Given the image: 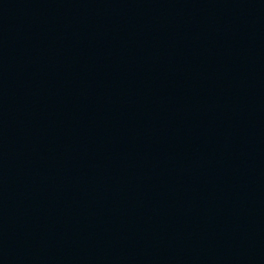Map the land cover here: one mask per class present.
Returning a JSON list of instances; mask_svg holds the SVG:
<instances>
[{
  "label": "water",
  "instance_id": "obj_1",
  "mask_svg": "<svg viewBox=\"0 0 264 264\" xmlns=\"http://www.w3.org/2000/svg\"><path fill=\"white\" fill-rule=\"evenodd\" d=\"M0 264H264V0H0Z\"/></svg>",
  "mask_w": 264,
  "mask_h": 264
}]
</instances>
